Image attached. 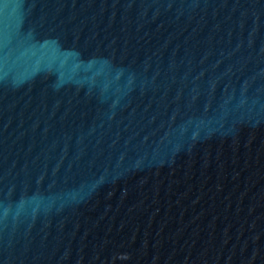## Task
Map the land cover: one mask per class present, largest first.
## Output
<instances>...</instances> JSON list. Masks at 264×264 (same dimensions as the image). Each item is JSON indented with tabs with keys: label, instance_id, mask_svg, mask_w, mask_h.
<instances>
[{
	"label": "water",
	"instance_id": "obj_1",
	"mask_svg": "<svg viewBox=\"0 0 264 264\" xmlns=\"http://www.w3.org/2000/svg\"><path fill=\"white\" fill-rule=\"evenodd\" d=\"M0 264H264V0H0Z\"/></svg>",
	"mask_w": 264,
	"mask_h": 264
}]
</instances>
